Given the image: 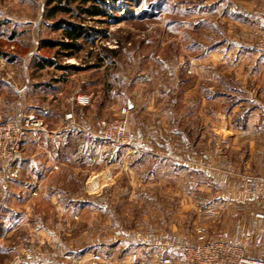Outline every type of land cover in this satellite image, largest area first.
I'll return each mask as SVG.
<instances>
[{"label": "rangeland", "instance_id": "rangeland-1", "mask_svg": "<svg viewBox=\"0 0 264 264\" xmlns=\"http://www.w3.org/2000/svg\"><path fill=\"white\" fill-rule=\"evenodd\" d=\"M212 1H99L110 17L84 14L77 1L67 5L71 13L47 17L48 0H0V99L26 108L0 124L36 115L48 132L25 141L39 136L35 151L43 158L48 133L64 159L35 185L29 172L18 181L19 171L13 177L7 166L22 150L0 163V264H159L176 256L173 238L192 244L200 228L223 225L212 219L221 208L210 202L234 193L205 186L241 179L209 168L232 146L235 117L227 118V108L235 100L220 95L238 67L234 54L206 62L215 43L227 45L206 17ZM61 20L85 29L76 48L42 49L43 41L71 42ZM43 59L55 64L40 66ZM83 97L89 103H79ZM0 111L10 115L4 105ZM64 116L82 131L67 144L49 129ZM125 118L146 145L141 157L99 138L102 121ZM179 139L198 141L196 165L182 154L180 171L158 154L168 141L172 156Z\"/></svg>", "mask_w": 264, "mask_h": 264}, {"label": "crops", "instance_id": "crops-1", "mask_svg": "<svg viewBox=\"0 0 264 264\" xmlns=\"http://www.w3.org/2000/svg\"><path fill=\"white\" fill-rule=\"evenodd\" d=\"M206 17L211 18V30L221 33L227 41L226 46L222 43H215L206 62L223 63L230 60L234 54L233 62L238 67L235 73H230L229 79L224 78L226 91H222L220 95V97L235 100L227 108V118L230 120L232 116L235 117L232 120V125L230 124L234 137L227 142L232 146H229L226 152H221L223 163L211 164L209 168L217 170L218 167L224 169L228 175H236L241 178L238 179L237 184L230 182L219 184L218 187L216 185L205 186L206 191L214 189L218 192L234 193L228 196L223 195V199L210 202L213 203L211 207L214 208L213 205L216 204L222 210L209 209L211 212L213 210L218 212L213 215L212 219L215 220V217L216 221L223 222L221 223L223 225L210 227V237H215L219 230H225L228 231L231 241L235 244H247L257 237H262L264 241V219L257 217L259 213L264 214V57L258 56L253 49V41L258 33L264 30V0H213L211 8L207 9ZM230 79L232 83L228 84ZM8 86L17 96L18 87L12 84H8ZM5 102L0 99V108L4 105L10 115L6 113L2 115L0 111V123L12 119L18 120L26 111L24 103L22 104L21 101L18 104ZM65 116L59 126L53 122L49 123L52 126L49 128L52 132L61 133L62 144L71 138H76L77 135L82 137V131L71 129ZM89 129L94 135L97 132V125H93ZM44 136V144L49 150L46 148L43 158H40V153L35 151L39 145L37 141L40 140V137L31 134L23 143L21 154L8 163L7 166H13L9 168L10 172L16 169L19 171L21 177L18 181H22L26 173L29 172L28 175L34 178L33 185L38 182L42 183L52 173L54 165H64L61 155L63 151L61 153L60 147L53 146L56 142L53 136L48 133ZM161 142H163L160 148L162 152L158 151V154L161 158L170 157L173 159L174 169L177 167V170H181V163L177 160L183 159V155L190 159L191 166L196 165L193 161L196 162L198 159L197 139H190L188 146L186 141L175 140L174 144L176 145L173 147L172 156L166 155L170 148V146H165L168 141ZM143 154L136 155L141 157ZM207 154L210 159V151H206ZM205 161L208 163L207 158ZM179 241L178 243H181ZM248 256L263 257L264 244L257 249H248Z\"/></svg>", "mask_w": 264, "mask_h": 264}, {"label": "built area", "instance_id": "built-area-1", "mask_svg": "<svg viewBox=\"0 0 264 264\" xmlns=\"http://www.w3.org/2000/svg\"><path fill=\"white\" fill-rule=\"evenodd\" d=\"M254 50L258 56L264 57V30L258 33ZM78 101L81 104L89 103V99L85 97L79 98ZM71 118V114L67 115V119ZM31 132H48L44 121L34 114L26 117L22 122L0 124V163L16 158L22 150L26 137ZM100 134V139L116 147L133 153L146 151V145L129 131L126 118L122 121H102ZM12 176L17 177L18 171L14 170ZM257 217L264 219V214L259 213ZM197 232V242L192 244L178 243L177 238H173L176 256H165L161 258L159 264H264V256L258 258L248 256V249L263 246L262 237L239 245L231 241L227 232H221L215 237H210L209 230L205 227ZM133 262H137L136 257Z\"/></svg>", "mask_w": 264, "mask_h": 264}, {"label": "trees", "instance_id": "trees-1", "mask_svg": "<svg viewBox=\"0 0 264 264\" xmlns=\"http://www.w3.org/2000/svg\"><path fill=\"white\" fill-rule=\"evenodd\" d=\"M80 1L82 6H87L85 8L79 7L81 12L84 14H87L89 16H109L107 11L101 9L97 3L99 1L104 2V0H68L67 3L64 2V0H48L49 5L51 8L48 11L47 17H54L59 13H71L72 9L67 7L68 4L72 2ZM117 1V0H114ZM60 26H65L64 28V34L65 36L71 41L70 43H53L52 41H43L41 44V48H54L55 46L61 47L66 50H71L76 48V42L82 38V36L85 34V29L81 25H75L73 23H68V21L61 20L59 22ZM40 66H46L47 64L50 66H53L55 63L51 61H47L45 59L39 61Z\"/></svg>", "mask_w": 264, "mask_h": 264}, {"label": "water", "instance_id": "water-1", "mask_svg": "<svg viewBox=\"0 0 264 264\" xmlns=\"http://www.w3.org/2000/svg\"><path fill=\"white\" fill-rule=\"evenodd\" d=\"M62 264H67V263H62Z\"/></svg>", "mask_w": 264, "mask_h": 264}]
</instances>
